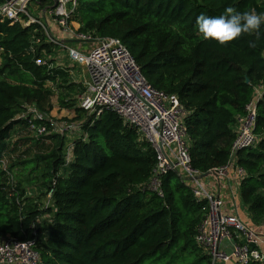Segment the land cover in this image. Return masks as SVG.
Listing matches in <instances>:
<instances>
[{
  "label": "trees",
  "instance_id": "obj_1",
  "mask_svg": "<svg viewBox=\"0 0 264 264\" xmlns=\"http://www.w3.org/2000/svg\"><path fill=\"white\" fill-rule=\"evenodd\" d=\"M227 7L264 14V0H78L74 16L81 31L119 38L151 86L178 98L189 165L200 173L229 160L236 118L264 83V25L259 39L245 33L223 45L197 31L198 15ZM0 48V240L32 241L42 264H209L196 240L207 203L189 179L166 170L157 176L162 195L149 187L158 161L151 144L114 111L78 106L83 86L55 64L58 49L37 24L0 15ZM54 85L76 97L60 95L80 125L71 139L39 134L40 119L19 115L24 103L43 112ZM254 133L255 144L238 150L235 163L246 174L237 181L240 203L260 224L264 92ZM14 168L51 192L49 204L27 196Z\"/></svg>",
  "mask_w": 264,
  "mask_h": 264
},
{
  "label": "built area",
  "instance_id": "obj_2",
  "mask_svg": "<svg viewBox=\"0 0 264 264\" xmlns=\"http://www.w3.org/2000/svg\"><path fill=\"white\" fill-rule=\"evenodd\" d=\"M77 4L78 0H3L0 15L22 26L37 24L47 40L62 53V62L56 65L69 74V60L84 67L87 75L83 79H73L83 86L78 96V105L82 109L94 114L103 109L114 111L151 144L158 159L149 184L151 189L162 195L158 190L160 181L157 176L166 170L177 171L189 179L194 195L207 203L196 240L205 249L209 264H264L261 250L264 235L238 214L228 211L224 199L199 178L202 173L190 167L186 132L181 121L183 111L178 98L151 86L119 38L93 36L81 31L74 19ZM51 26H55L63 36L54 33ZM35 62L39 65L45 60L38 58ZM263 92L264 83H261L245 105L244 113L237 116L236 137L229 160L225 165L212 169L216 177H226L229 169L234 170L237 181L246 175L245 170L236 165L235 154L256 142L257 101ZM23 108L21 116L40 119L37 126L30 125L39 134L55 132L71 139L73 136L67 134L80 130L77 121L48 118L27 103L23 104ZM71 148L72 142L68 140L64 148L66 161L71 157ZM47 195L50 200L51 192ZM259 226L264 228V223ZM32 243L8 235L2 237L0 264H42Z\"/></svg>",
  "mask_w": 264,
  "mask_h": 264
},
{
  "label": "clouds",
  "instance_id": "obj_3",
  "mask_svg": "<svg viewBox=\"0 0 264 264\" xmlns=\"http://www.w3.org/2000/svg\"><path fill=\"white\" fill-rule=\"evenodd\" d=\"M196 28L204 39H213L223 45L242 34L261 36L264 25V14L255 10L240 12L233 7H227L219 16H207L201 13L196 17ZM250 46H255L254 42Z\"/></svg>",
  "mask_w": 264,
  "mask_h": 264
},
{
  "label": "rangeland",
  "instance_id": "obj_4",
  "mask_svg": "<svg viewBox=\"0 0 264 264\" xmlns=\"http://www.w3.org/2000/svg\"><path fill=\"white\" fill-rule=\"evenodd\" d=\"M72 46L78 47L76 44H72ZM61 54L62 53L59 50L54 54L55 64H59L60 62H62V59L60 57ZM1 61L2 60H0V63H1ZM69 62L70 63L67 65H69V70H71V73H70L71 81H73V79L77 80L78 78L83 79L84 76L87 75V73L85 72V69L82 65H80L79 63L70 61V60H69ZM51 86H53V85H51ZM60 95H63L64 100H69L70 102L72 100H74L77 96H79V95H76V97H75L72 94L66 95V91L63 90V88H60V87L54 85V87L52 88V94L49 96L47 102L45 103V110H43V112L42 111H39V112H41L44 116H46L48 118L55 119V120H64V119L72 120L74 118L75 112L72 108H67V107L61 105ZM76 102L78 104V99L76 100ZM24 109L25 108L22 107V110L19 113V115H21V113L24 111ZM73 121H74V119H73ZM76 133L77 132L68 133L67 135L74 136V134H76ZM12 175L19 176L20 179L23 181V184H25L24 188L26 190L27 196H30L34 201L38 202L42 206L49 204L48 195L45 194V191L42 188H40V186L37 185L36 183L31 184V185L28 183H25L29 177H27V176L22 177L20 169L17 170L14 168L12 170ZM45 218H46V215H44L41 218V221Z\"/></svg>",
  "mask_w": 264,
  "mask_h": 264
},
{
  "label": "crops",
  "instance_id": "obj_5",
  "mask_svg": "<svg viewBox=\"0 0 264 264\" xmlns=\"http://www.w3.org/2000/svg\"><path fill=\"white\" fill-rule=\"evenodd\" d=\"M51 29L54 33L60 34L59 36H63V34L59 32L55 26H51ZM202 181L205 183L206 187L224 199L228 211L238 214L242 219L245 220L246 223L254 226L258 229L260 234L264 235V228L251 220L249 214L240 203L238 183L234 176L233 169H229L226 177L219 178L210 174L206 177H203ZM261 250L264 254V243L261 245Z\"/></svg>",
  "mask_w": 264,
  "mask_h": 264
},
{
  "label": "water",
  "instance_id": "obj_6",
  "mask_svg": "<svg viewBox=\"0 0 264 264\" xmlns=\"http://www.w3.org/2000/svg\"><path fill=\"white\" fill-rule=\"evenodd\" d=\"M246 82H248V79H246ZM214 175V176H216V173L214 172V171H208V172H206V173H202V174H200V176H199V178H203V177H206V176H208V175Z\"/></svg>",
  "mask_w": 264,
  "mask_h": 264
}]
</instances>
